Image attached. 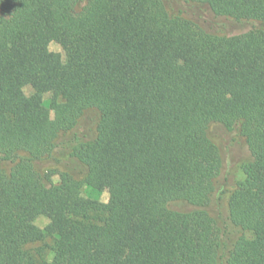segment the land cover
<instances>
[{
  "label": "trees",
  "instance_id": "obj_1",
  "mask_svg": "<svg viewBox=\"0 0 264 264\" xmlns=\"http://www.w3.org/2000/svg\"><path fill=\"white\" fill-rule=\"evenodd\" d=\"M261 39L264 0H0V264H264Z\"/></svg>",
  "mask_w": 264,
  "mask_h": 264
},
{
  "label": "rangeland",
  "instance_id": "obj_2",
  "mask_svg": "<svg viewBox=\"0 0 264 264\" xmlns=\"http://www.w3.org/2000/svg\"><path fill=\"white\" fill-rule=\"evenodd\" d=\"M159 38L161 40H166L167 33L161 31L159 33ZM264 44V39H261ZM49 51L60 53L62 59L64 61V53L60 47V45L56 42H51L48 46ZM172 63H178V60L172 59ZM0 65L3 66L4 62L1 61ZM23 92L26 96H31L35 93H39L41 95L42 103L45 108L49 111V120L53 124H58L61 122L63 118L62 111L59 109L51 108L52 94L50 92H45L41 88H34L32 86H26L23 88ZM225 140L230 142V146L226 150L227 153V164L228 167L232 166L233 163L238 160L240 157L245 156L244 150L241 148L239 142H233L230 136H225ZM54 183H58V177H53ZM110 188H105L102 191H96L94 189L84 187L81 189L80 195L84 199H89L93 201H97L100 203L106 204L109 200ZM49 220L45 216H39L34 221V226L38 229L39 232L25 235L21 238L22 243H24V247L32 251L35 254L36 258L41 261L50 262L53 257V252L51 251L52 242L46 238L44 234V228L48 225ZM233 258L237 262H243L244 255L241 251H237L234 253Z\"/></svg>",
  "mask_w": 264,
  "mask_h": 264
}]
</instances>
